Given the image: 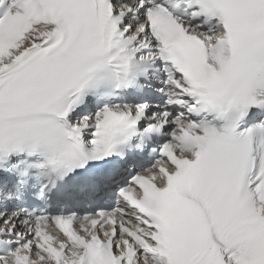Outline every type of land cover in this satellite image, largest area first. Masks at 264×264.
I'll return each mask as SVG.
<instances>
[{"label": "snow or ice", "instance_id": "6c2138e0", "mask_svg": "<svg viewBox=\"0 0 264 264\" xmlns=\"http://www.w3.org/2000/svg\"><path fill=\"white\" fill-rule=\"evenodd\" d=\"M0 264H264V0H0Z\"/></svg>", "mask_w": 264, "mask_h": 264}]
</instances>
